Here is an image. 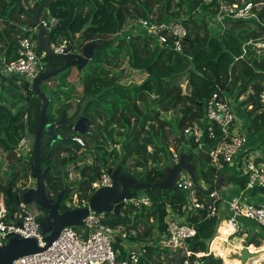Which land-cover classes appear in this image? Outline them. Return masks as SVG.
Instances as JSON below:
<instances>
[{"label":"trees","instance_id":"trees-1","mask_svg":"<svg viewBox=\"0 0 264 264\" xmlns=\"http://www.w3.org/2000/svg\"><path fill=\"white\" fill-rule=\"evenodd\" d=\"M41 1L0 0V55L7 61L18 58V39L26 36L36 43V53L45 60L46 69L63 65L62 59L45 55L39 45L37 31L22 28H34V13ZM226 1L263 4L261 10L255 11L257 16L244 19L226 17L227 29L223 31L214 22L216 1L47 0L39 12V18L47 17L50 13L56 19L51 29L44 28L48 42L66 39L72 48L79 51L88 44L92 45L91 58L82 69L76 72L77 66L72 65L60 71L63 76L57 80L48 102L46 122H56L55 131L58 136L53 138L45 130L40 136L39 160L42 171H45L46 189L52 192L54 199L62 193L59 211L64 212L70 208L67 203L73 201L74 195L79 203L87 202L95 191L92 183L106 170L119 167L120 175L150 185L145 188L144 194L150 198L149 205L122 206L118 214L104 213L103 219L110 226L125 224L136 229V239L148 242L139 264H162L163 254L168 258L167 264L181 262L168 247L161 246V241L166 239L164 218L167 210L179 212L184 195L175 187L174 182L171 187L153 185L167 179L161 166L173 164L172 145L185 146V161L200 184V197L214 188L219 170L230 164L222 162L217 168L210 162L208 150L216 139L204 135L203 144L199 147L193 136L185 137L183 134L187 126L205 116L206 102L212 93H224L238 108H243L241 110L247 122L241 124L240 132L248 137L262 131L263 138L259 143L263 148L256 161L264 164V107L258 98L264 88V60L252 51L243 59H234L241 54L242 44L257 37L263 29L264 0ZM173 4H176L179 11L172 10ZM138 17L179 21L186 30L182 42L183 53L161 48L155 37L145 34L129 38L115 37L127 20ZM169 46L172 48L173 43ZM125 63L131 70L127 73H145L140 82L124 85L117 81L127 76L123 67ZM72 71L77 78L70 82L68 77ZM101 78H111L106 89H110L114 99H109L103 89L90 93L84 91L77 111L68 117L72 101L76 98L75 93L81 87H87L92 79ZM15 79L17 77L6 78L0 74V151L7 155V162L0 159V190L10 214L17 210V204L22 199V187L17 185L18 181L32 173L33 161L32 150L28 158L18 156L14 150L26 129L32 134L36 131L42 106L41 99L32 88L19 82V91L17 86L20 84L14 83ZM124 93H128V96ZM56 103L55 112L53 106ZM54 113H57V119H53ZM80 115L87 116L91 124L89 131L84 134L72 128L75 118ZM62 117L64 120H61ZM214 127L216 135H220V129ZM74 136L81 137L86 147L74 141ZM89 155L92 160L87 162ZM71 170L78 177L70 182ZM236 174H230L228 179L241 191L246 186L247 177L237 171ZM250 191L264 192V189L256 186ZM179 214L181 220L191 222L196 229L195 235L186 240L189 250L207 253L211 242L210 251H217L221 255L219 242L222 239L225 241L230 231L226 223H222L217 235L221 217H206L205 211H199L195 216ZM248 226L253 228L255 225L248 220H240L239 227L242 230L245 231ZM262 243L264 231L258 229L244 246L253 252L254 246L259 248ZM235 246L239 249L243 244ZM114 249L118 251V260L126 258L128 252L121 244L115 243ZM201 259L204 264H228L211 253Z\"/></svg>","mask_w":264,"mask_h":264},{"label":"built area","instance_id":"built-area-1","mask_svg":"<svg viewBox=\"0 0 264 264\" xmlns=\"http://www.w3.org/2000/svg\"><path fill=\"white\" fill-rule=\"evenodd\" d=\"M212 1L217 3L214 22L220 25L221 31L225 30L226 17L244 19L257 16L255 11L263 4L253 1L229 3L226 0H203L205 3ZM39 22L49 30L56 23V19L42 17L39 18ZM262 25L263 29L257 37L250 38L242 44L241 54L234 57L235 60L243 59L249 51L264 60V23ZM137 34L153 36L159 47L183 53L182 42L186 30L179 21L169 18L156 20L151 17L129 19L115 37L129 38ZM171 43H173L172 48L169 46ZM48 47L57 54L72 50L70 42L66 39L61 43L48 42ZM17 54L18 58L13 61H7L0 55V74L6 78H20L17 84L23 82L30 89L34 77L46 68L41 61V56L36 53L31 37L24 36L18 39ZM45 83L52 84L48 80H45ZM258 98L264 107V88L260 91ZM205 110V116L187 126L183 134L193 136L199 147L203 144L204 135H207V138L216 139L215 144L208 150L212 165L218 168L222 162L233 164L235 172L247 177V183L240 193L224 201L227 215L222 218L219 214V203L223 199L218 194L217 181L214 180L215 186L212 190L200 197L198 195L200 184L196 177L193 178L187 171L181 169L174 181L175 187L184 195V202L179 212L195 216L199 211H205L206 217L217 219L221 217L219 225L223 222L231 226L232 233L241 229L239 227L241 219L252 222L255 227L264 231V201H255L248 196V192L256 186L264 189V164L256 161V158L261 155L263 146L250 145L247 135L239 131L241 127L235 120L232 100L224 93L217 91L212 93L206 102ZM214 126L220 129V135H216ZM33 139L34 134L26 129L25 135L19 140L14 152L18 156L29 155L33 150ZM73 140L84 146L81 137L74 136ZM171 161L172 165L176 166L180 163L179 151L174 144L171 147ZM111 185L112 178L108 170L103 171L92 183L94 190ZM25 187L33 186L26 184L22 186V189ZM128 201L130 205L136 207L150 204V198L145 195L142 198L126 199L123 206H126ZM76 203L74 207L88 206L87 202L77 201ZM67 205L69 206L70 203L68 202ZM179 212L167 210L164 218L166 239L161 241V246L168 247L174 257L181 261L180 264H204L201 257L211 253L210 245L207 253L189 250L186 240L195 235L196 229L191 222L181 220ZM41 215L40 209L36 207L30 209L23 199L18 202L17 210L10 214L0 190V246L6 244L11 236L18 235L22 238H34L40 247L38 252L16 257L11 264H139L141 256L146 252L148 242L136 239L138 236L136 229L127 227L125 224L107 225L103 221L104 213H97L90 208L81 224L77 226L78 228L63 227L57 238L47 245L43 234L39 231L40 225L37 218ZM115 243L121 244L128 252L125 259L118 260V251L114 249ZM191 255H194V258H191Z\"/></svg>","mask_w":264,"mask_h":264},{"label":"water","instance_id":"water-1","mask_svg":"<svg viewBox=\"0 0 264 264\" xmlns=\"http://www.w3.org/2000/svg\"><path fill=\"white\" fill-rule=\"evenodd\" d=\"M47 0H42L41 3L35 10L33 22L34 27L37 29L38 41L41 49L45 55L55 58H60L63 60V65L55 68L44 69L38 73L32 83L31 88L33 92L41 99L42 106L39 115V121L36 131L34 132L33 139V161H32V173L31 176L35 179V185L33 187H25L22 189V199L26 203H33L38 209L46 210V218L50 221L51 232L48 235H43L47 245H50L58 236L60 230L65 226L77 227L81 224L82 219L88 214L89 208L97 213H107L113 212L118 214L119 209L125 204L126 199L133 197L142 198L145 194V188L148 184L138 183L133 178H127L119 174V167L114 170H108L111 173L112 185L101 187L93 192L89 197L87 207H74L67 209L64 212L59 211V202L61 200L62 193H59L56 199H52L49 191L46 189L44 182V173L40 166L39 160V143L40 136L43 130L52 134L53 138L58 135L55 131L56 122L47 123L46 122V109L48 106L49 99L52 95V88L48 92H44L40 89L39 83L43 80H48L50 77L54 76L58 72L72 66L76 65L78 69H82L86 64L87 60L91 58L92 55V45L88 44L82 48L80 52L66 51L64 53H54L48 47V40L44 36V27L39 22V12L42 7L46 4ZM264 9H262L263 11ZM51 17L50 13L47 14V19ZM64 120V117L61 118ZM91 127L90 120L87 116L80 115L75 118L73 123V130L79 134H84L89 131ZM181 167L187 170L188 173L195 178L194 173L190 170L188 164L180 159ZM176 167H173L167 179L157 182L153 185H158L161 187H171L175 177ZM133 189L132 193L130 189ZM130 206V202L126 203ZM40 220V216L37 218ZM40 251V247L34 238H22L18 235L11 236L6 244L0 246V264H11V261L18 256L31 254ZM242 258H250L252 253L248 249H242ZM255 254V253H253Z\"/></svg>","mask_w":264,"mask_h":264},{"label":"rangeland","instance_id":"rangeland-1","mask_svg":"<svg viewBox=\"0 0 264 264\" xmlns=\"http://www.w3.org/2000/svg\"><path fill=\"white\" fill-rule=\"evenodd\" d=\"M180 9H182V8H180ZM154 10H156V8H154ZM172 10H175V11H179V8L176 6V4H173V9ZM157 11V10H156ZM182 11V10H181ZM225 24V23H224ZM225 26V30L227 29V26L226 25H224ZM63 40H65V39H62L61 41H55L56 43H61ZM34 42V41H33ZM34 45H35V49H36V43L34 42ZM36 51H37V49H36ZM71 52H80L77 48H75V47H73L72 48V50H71ZM41 61L44 63V66L46 67V62H45V60L42 58L41 59ZM123 67H124V71H125V73H127V71H131L130 70V68L128 67V65L125 63L124 65H123ZM78 70L79 69H77L76 68V72H78ZM72 74H74V72L72 71V73L70 74V76L68 77V80L70 81V82H73V81H75V79L77 78V75H75L74 74V77H72ZM61 75L63 76V74H60V72L59 73H57L56 75H54V76H52V77H50V79H48V81H50V82H52V84H51V86H48L46 83H45V80H43V81H40V83H39V87H40V89L41 90H43L44 92H48L49 91V89L50 88H54V87H56V85H57V80H59V77H61ZM145 76V73L142 71V72H135V71H132V72H128L127 73V76H123V77H120L117 81H119L120 83H123L124 85H132V84H135V83H138V82H140V80L141 79H143L142 77H144ZM20 79L19 78H17V79H15V80H13L14 81V83H16L17 81H19ZM196 82H197V80H196ZM75 83V82H74ZM109 83H111V78H101V79H99V80H96V79H92L89 83H88V86L87 87H81L79 90H78V92L77 93H75V96L74 97H76L75 98V100H73L72 101V104H71V108H72V110H71V112L70 111H68V117H71L76 111H77V105L79 104V100H80V98L82 97L81 96V94H82V92H87V93H90V92H92V91H96V90H99V89H103V90H105V93L106 94H108V98L109 99H114V96L113 95H111V93H110V89L108 88V89H106V87L108 86V84ZM16 86H17V84H16ZM8 87H10V86H8ZM70 87H71V85H70ZM101 87H103V88H101ZM21 84L19 85V86H17V89L19 90V91H21ZM74 88H76V85H75V87ZM11 89H13V90H15L14 88H11ZM18 90H16L15 92H17V93H19V91ZM74 93V92H73ZM77 94V95H76ZM124 95L125 96H128V93H124ZM79 98V99H78ZM241 99V98H240ZM62 100V99H61ZM59 103V102H58ZM58 103H56L54 106H53V111H55V107L57 106V104ZM232 104H233V106H234V114H235V120L237 121V123L241 126V124H242V120L238 117V112H239V110L242 112V110L241 109H243V108H238V105L236 104V103H233L232 102ZM58 108H59V106H58ZM57 108V109H58ZM249 108V107H248ZM56 109V110H57ZM59 110H57V112H58ZM56 112V111H55ZM243 113V112H242ZM55 115V117L53 118V119H57L56 117H57V113H54ZM101 114L103 115V117H106L105 116V114H103V112H101ZM244 114V113H243ZM244 116H245V114H244ZM246 117V116H245ZM241 123V124H240ZM185 137H186V135H185ZM83 142H85V141H83ZM260 144L261 143H259L258 144V147L260 146ZM85 146V145H84ZM84 146H82V147H84ZM86 147V146H85ZM81 151H84V149H82ZM177 151H179V156H180V159H182L184 162H186L185 161V157H186V148H185V146L184 145H178L177 146ZM24 157H26V158H28L29 157V155H24ZM0 159H3V161L4 162H7V155L6 154H4L2 151H0ZM92 159H91V156L89 155L88 156V161L87 162H90ZM173 167H176V171H175V177H174V180H173V182L175 181V179L178 177V175H179V171L181 170V169H183V167H181V165L179 164V165H177V166H173ZM172 167V165L170 164V165H168V164H166V165H163V166H161V168H162V170L163 171H165L166 172V174H167V176H168V174H169V172H170V170L173 168ZM4 169V168H3ZM183 170H185V169H183ZM185 171H187V170H185ZM188 172V171H187ZM194 173V172H193ZM235 175H237L236 173H235ZM194 176H195V174H194ZM76 177H78V174H76L75 173V171H73V170H71L70 171V174H69V179H68V181H74L75 180V178ZM80 178H81V176H79ZM127 178H130V177H127ZM132 179V178H131ZM135 180V179H134ZM26 184H28V185H33V184H35V179L31 176V173L30 174H28L27 175V177L25 178H22V180H20V181H18V186H20V187H22V186H25ZM130 189V191L133 193L134 192V190L133 189H131V188H129ZM47 191H49L48 189H47ZM49 193H50V195H51V198H52V196H53V194H52V192L51 191H49ZM75 197H76V195H74V197H73V200L75 199ZM70 203V202H69ZM77 203H75V202H72V203H70V205L72 206V207H74L75 205H76ZM27 205H28V207L30 208V209H33L35 206H34V204L33 203H27ZM42 211V210H41ZM46 211L44 210V211H42V215L40 216V220H39V231L43 234V235H48L50 232H51V225H50V221H48L46 218H43V216L44 215H46ZM222 225V223L219 225V227L217 228V235H218V229L220 228V226ZM255 232H257V231H254V229L252 228V227H250V226H248L247 227V229L244 231V230H242V229H237L234 233H232V230L231 231H229L228 232V234L226 235V240L225 241H223V239H222V241H220L219 242V246H220V248L222 249V253H221V255H218L217 254V251H213V252H211V254L212 255H214V256H217V257H220L221 258V260H222V262L223 263H228V264H264V243L258 248V247H255L254 246V249H255V251H253L252 252V256L250 257V258H248V257H246V258H242V248H243V246H244V244H245V242L247 241V239L250 237V236H252V234L253 233H255ZM216 235V236H217ZM238 243H241V244H243V246H241V247H239V249H236V244H238ZM210 244H211V242H210ZM209 244V245H210ZM231 244V245H230ZM234 246H235V248H234ZM248 250H249V247H246ZM251 253V252H250ZM253 253H255V254H253ZM225 258H227V260L225 259ZM162 261H161V263L163 264V263H165V264H167V262H168V258L166 257V255L165 254H163V256H162ZM225 259V260H224ZM229 260H232V261H230V263H229Z\"/></svg>","mask_w":264,"mask_h":264},{"label":"crops","instance_id":"crops-1","mask_svg":"<svg viewBox=\"0 0 264 264\" xmlns=\"http://www.w3.org/2000/svg\"><path fill=\"white\" fill-rule=\"evenodd\" d=\"M25 7H26V5H25ZM22 28L23 29H32V32L37 31V29L35 27L34 28H31V27L28 28L27 27L26 28V27L22 26ZM47 85L48 86H51V84L50 85L47 84ZM238 117L242 120V124L245 125L246 122H247V118L244 116V114L240 110L238 112ZM248 137H249V144L250 145H255L257 147L258 144H259V142L263 138V133H262V131H259L257 134H253V135H250ZM234 173H236V172H234L233 166L231 164H229L228 166H223L219 170V172H218V174L216 176V178H217V189H218V192H219L218 194L223 199V201H221L219 203V214H220L221 217L222 216L224 217L225 214H226V204H225L224 201L228 200L230 197H232V196L236 195L238 192L240 193L242 191V190L239 191L238 187L234 183H231L229 181V179H228V176L230 174H234ZM34 185L35 184H33L32 186H34ZM248 193H249L248 196H250L253 200L260 201V202L261 201H264V192H261V191L251 192V191H249ZM53 197H52V199H54ZM77 201H78V199H77V197H75V199L72 202H75L76 203ZM69 206H70L69 209L74 208L71 205H69ZM253 229H254V231H257L258 230V228L255 227V226L253 227Z\"/></svg>","mask_w":264,"mask_h":264},{"label":"bare ground","instance_id":"bare-ground-1","mask_svg":"<svg viewBox=\"0 0 264 264\" xmlns=\"http://www.w3.org/2000/svg\"><path fill=\"white\" fill-rule=\"evenodd\" d=\"M226 225H227V224H226ZM227 227L230 229V231L233 230V228H232L231 226L227 225ZM230 245H231V244H230ZM246 247H247V246H243L242 249H244V248H246ZM242 249H241V250H242ZM246 249H247V248H246ZM248 251H249V250H248ZM251 253H252V252H251Z\"/></svg>","mask_w":264,"mask_h":264},{"label":"flooded vegetation","instance_id":"flooded-vegetation-1","mask_svg":"<svg viewBox=\"0 0 264 264\" xmlns=\"http://www.w3.org/2000/svg\"><path fill=\"white\" fill-rule=\"evenodd\" d=\"M53 197V196H52ZM54 198V197H53Z\"/></svg>","mask_w":264,"mask_h":264}]
</instances>
